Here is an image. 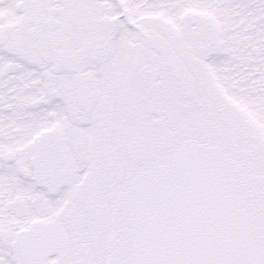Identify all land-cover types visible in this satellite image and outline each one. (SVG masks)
I'll list each match as a JSON object with an SVG mask.
<instances>
[{"label": "snow or ice", "instance_id": "obj_1", "mask_svg": "<svg viewBox=\"0 0 264 264\" xmlns=\"http://www.w3.org/2000/svg\"><path fill=\"white\" fill-rule=\"evenodd\" d=\"M0 264H264V0H0Z\"/></svg>", "mask_w": 264, "mask_h": 264}]
</instances>
